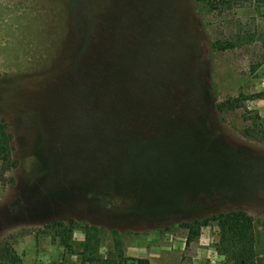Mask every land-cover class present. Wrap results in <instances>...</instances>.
<instances>
[{
    "label": "rangeland",
    "instance_id": "rangeland-1",
    "mask_svg": "<svg viewBox=\"0 0 264 264\" xmlns=\"http://www.w3.org/2000/svg\"><path fill=\"white\" fill-rule=\"evenodd\" d=\"M264 0H0V243L21 264L94 256L225 264L215 225L243 210L264 257ZM237 97L241 106L218 110ZM75 220L70 247L41 233ZM91 256V255H90ZM126 264H136L128 260Z\"/></svg>",
    "mask_w": 264,
    "mask_h": 264
},
{
    "label": "trees",
    "instance_id": "trees-1",
    "mask_svg": "<svg viewBox=\"0 0 264 264\" xmlns=\"http://www.w3.org/2000/svg\"><path fill=\"white\" fill-rule=\"evenodd\" d=\"M258 97L264 98V91ZM218 110H233L241 106L237 97L228 98L217 105ZM250 126H246V135H256L264 141V119L255 116ZM13 136L8 129V124L0 116V176L6 171L15 168L17 160L12 157ZM215 225L217 240L213 244L216 253L223 257L225 264H264V257L256 249L254 226L243 210L235 209L225 212H217L211 216L195 219L192 222L182 224L187 230L185 244L192 237L198 236L200 229L204 226ZM75 228V220L67 222L56 220L44 224L41 233L51 234L61 241L58 245L63 248L70 247L72 232ZM85 240L81 244L78 254V264H126L128 260L136 264H148L144 258H127L119 248V242L115 240L114 253L102 258L94 256L96 252V238L94 242L93 228L85 227ZM91 255V256H90ZM0 264H21L17 253L6 241L0 243Z\"/></svg>",
    "mask_w": 264,
    "mask_h": 264
}]
</instances>
